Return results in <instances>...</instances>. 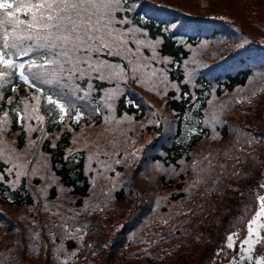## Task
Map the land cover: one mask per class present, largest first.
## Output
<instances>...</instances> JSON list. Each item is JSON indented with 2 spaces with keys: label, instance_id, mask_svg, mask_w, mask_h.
Masks as SVG:
<instances>
[{
  "label": "snow or ice",
  "instance_id": "obj_1",
  "mask_svg": "<svg viewBox=\"0 0 264 264\" xmlns=\"http://www.w3.org/2000/svg\"><path fill=\"white\" fill-rule=\"evenodd\" d=\"M155 9L156 6L149 8L145 0H0V144L6 143L5 138L13 124L29 134L28 146L37 144L31 133H43L42 126L46 121L62 125L67 132H74V126H79L82 121H91L103 124L102 132L112 133L102 137L100 142L86 145L96 149L87 157L78 149L65 155L57 164L59 168L69 164L79 166L81 159H85L86 167L90 169L85 175L104 176L107 180L104 185L106 190L101 192L105 198L100 202L103 207L88 204L79 210H68L77 217L89 210L106 211L108 201L117 198L114 178L121 175L120 167L127 164L129 156L137 158L140 151L129 152L126 142L119 139L123 134L120 125L136 120V114H130V111H141L140 103L134 98L136 94L126 87L128 83L142 85L145 77L153 80L160 77L166 88H174L175 94L171 95V99L187 104L186 117L191 113L196 119L203 108L200 97L190 88L192 75L183 80L177 78L173 81L171 78V67L175 65L179 71V61L163 52V44L166 42L165 34L175 36L180 25L171 20L162 21L163 29L155 25L154 33ZM261 41L264 42V33L261 34ZM257 44L258 41L251 37L233 40L232 56L240 57V62L245 58L252 59ZM21 86L24 95H21ZM9 90L11 96L8 95ZM261 94H264V89H261ZM164 95L170 93L165 91ZM256 95L253 92L246 102L253 103ZM94 96L98 97L95 102ZM207 103L212 105L213 102L209 99ZM164 106H168L167 101ZM153 126L159 128L160 121L154 120ZM228 127L218 115L209 117L205 114V119L196 120L195 127L189 130L188 142L190 144L192 138L209 133L214 140L223 139L224 129ZM247 133L248 130H244L243 134L234 130L229 133L227 145L199 155L191 164L183 155L179 160L169 162L173 175L179 178L181 174H190V182L177 189L176 193L153 197L147 215L143 209H137L133 214V224L161 230L149 232L147 239L141 240L151 246L141 250L146 259H159V253H154L153 248L173 239L178 231L183 230L188 235L186 226L190 219L180 218L198 215L197 208L203 207L201 200L207 202L217 192L226 194L228 189L236 191L231 184L223 183L225 179H248L255 175L257 182L250 190L255 196L254 214L242 229L223 234L209 264H221V261L227 264H264V157L256 151L258 146L264 148V134L251 133L245 139ZM46 138L43 134L39 137L40 140ZM78 138L74 137L73 142ZM55 139L58 141L60 137ZM14 143L16 147L9 148L7 156L0 149V157H3L0 159V186L18 185L29 175V171H36L35 168L25 167L21 172L20 166L13 163L19 150L18 141ZM58 147L56 142L51 144L53 152ZM78 156L80 159H77ZM139 159L136 172L129 179L135 181L139 175L147 182L144 187H150L157 178L147 175L148 168H155L164 161L142 155ZM146 160L150 162L147 166L144 164ZM75 166L69 167V174L78 171ZM257 169L261 170L257 173ZM163 174L168 173L165 171ZM144 187L140 189L141 193ZM124 188H128L131 196L128 182L122 183L119 191ZM4 195L9 203L15 202L7 193ZM173 196H180L181 199L172 203ZM193 203L196 207H186ZM132 207H135V202ZM51 208V205L45 204L41 209H35L32 226L24 232L12 226L15 239L12 247L0 253V264H25L26 261L39 264L38 249L32 247L41 235L37 232L40 221L35 216L39 211L49 212ZM69 218L56 211L44 221L41 231L48 234L54 247L45 248L47 255L43 264H50V256H57L51 264H67V260L59 261L58 253L79 255L88 226L73 228L67 224ZM173 221L176 223L173 224ZM39 243L43 247L42 240ZM111 243L105 242V246L110 247ZM69 244L75 247L70 249ZM86 246L92 247L91 244ZM161 251L169 257L172 254L166 249Z\"/></svg>",
  "mask_w": 264,
  "mask_h": 264
},
{
  "label": "trees",
  "instance_id": "obj_2",
  "mask_svg": "<svg viewBox=\"0 0 264 264\" xmlns=\"http://www.w3.org/2000/svg\"><path fill=\"white\" fill-rule=\"evenodd\" d=\"M145 4L149 8L156 6L153 12L154 33L155 25L163 29L162 21L171 20L180 25L175 36L165 34L163 52L179 61V71L175 65L171 67L173 81L192 75L190 88L200 97L203 108L197 113L196 119L192 118L191 113L186 117L187 104L172 100L174 88H166L164 83L160 82V77L155 80L145 77L142 85L128 83L126 87L136 94L134 98L140 103L141 111H130V114H136V120L134 123L120 125L123 134L119 139L126 142L129 152H136L138 149L140 151L137 158L129 156L127 164L120 167L121 175L114 178L117 198L108 201L106 211L89 210L78 217L68 210H79L88 204L103 207L100 202L105 198L101 192L106 190L104 185L107 180L104 176L85 175L90 171L86 167L85 159H81L79 166L69 164L59 168L57 164L65 155H70L78 149L87 157L96 149L86 145L100 142L102 137H108L112 133L102 132L104 125L101 123L82 121L79 126H74L77 135L80 134L79 139H82L76 144L73 142L74 132H67L62 125L46 121L42 126L43 133H31L37 144L28 146L29 134L13 124L5 138L6 143L0 144V149H3L4 155L7 156L8 149L16 147L14 142L18 141L21 151L15 153L13 163L20 166L21 172L25 167L35 168L36 171H29V175L18 185L0 186V253L12 247L15 239L12 226L24 232L27 227L32 226L34 210L49 204L52 206L51 211L41 210L35 216V219L40 221V229L37 232H41V235L33 242L32 247L34 250L38 249L39 264H43L47 255L45 248L54 247L48 234L41 230L44 229V221L50 219L51 213L56 211L69 216L67 224L73 228L88 226L79 255L58 253L60 262L67 260V264H209L217 245L223 239V234L226 231L242 229L247 219L254 214L255 196L250 190L254 189L257 176L240 180L225 179L223 183L231 184L236 191L228 189L226 194L217 192L209 197L207 202L200 201L203 207L197 208L198 215L180 218L190 219L186 226L188 235H185L183 230L178 231L173 239L154 247L153 252L159 253V259L150 261L141 251L151 247L141 240L147 239L149 232L161 230L155 227L141 228L139 224H133V214L137 209H143L147 215L153 197L176 193L177 189L190 182V174H181L179 178L173 175L169 162H175L183 155L191 164L199 155L227 145L229 133L234 130L241 134L248 130L245 139L251 133L264 134V94H261V89H264V42L261 41V34L264 33V0H145ZM245 37H251L258 41V44L253 49L255 56L240 62V57L232 56V41ZM165 91L170 95H164ZM253 92L257 95L253 98L254 102L249 104L246 101L252 97ZM8 95H12L10 90ZM21 95H24L22 86ZM97 99L98 97L94 96L93 102ZM209 99L212 100V105H208ZM165 101L168 102L167 107L164 106ZM205 114L209 117L216 114L227 122L229 127L224 129V138L214 140L209 133L192 138L189 144V130L195 127L196 120L203 121ZM154 120L160 121L159 128L153 126ZM42 134L47 138L40 140ZM57 136L60 137L58 141L55 139ZM53 142L59 145L54 152L51 149ZM256 151L264 157V148L258 146ZM141 155L164 161L155 168H148L147 175L157 178L150 187H144L147 182L139 175L135 181L129 179L136 172ZM149 163L147 160L144 162L145 166ZM74 166L78 167V171L69 174V167ZM260 170L257 169V173ZM165 171L167 175L163 174ZM124 182L129 183L131 196L128 188L119 191ZM142 187L143 193L140 191ZM4 193L15 202L9 203ZM180 199V196H173L172 203ZM73 201L76 203H72ZM134 202L135 207H132ZM57 205L60 207L57 208ZM188 206L196 207V204L186 205ZM175 223L176 221H173V224ZM163 232L167 236V230L164 229ZM39 240H42L43 247L40 246ZM105 242H112L111 246H105ZM87 244L92 247L88 248ZM74 247L73 244L68 245L70 249ZM161 249L171 251V256H166ZM35 258L34 251L33 260ZM49 260L51 264L57 260V256H50ZM225 262L221 261V264ZM25 264L31 262L26 261Z\"/></svg>",
  "mask_w": 264,
  "mask_h": 264
},
{
  "label": "rangeland",
  "instance_id": "obj_3",
  "mask_svg": "<svg viewBox=\"0 0 264 264\" xmlns=\"http://www.w3.org/2000/svg\"><path fill=\"white\" fill-rule=\"evenodd\" d=\"M81 140H82V139H79V141H78V142H81ZM76 144H78V143H76ZM19 151H21V150H19ZM222 264H227V262H225V263H222Z\"/></svg>",
  "mask_w": 264,
  "mask_h": 264
}]
</instances>
